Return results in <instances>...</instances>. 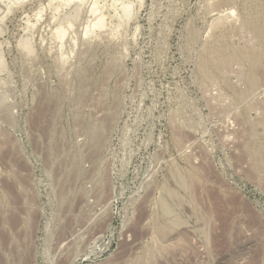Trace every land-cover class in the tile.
Returning a JSON list of instances; mask_svg holds the SVG:
<instances>
[{
	"label": "rangeland",
	"instance_id": "1",
	"mask_svg": "<svg viewBox=\"0 0 264 264\" xmlns=\"http://www.w3.org/2000/svg\"><path fill=\"white\" fill-rule=\"evenodd\" d=\"M3 9L0 264H264V0Z\"/></svg>",
	"mask_w": 264,
	"mask_h": 264
},
{
	"label": "bare ground",
	"instance_id": "2",
	"mask_svg": "<svg viewBox=\"0 0 264 264\" xmlns=\"http://www.w3.org/2000/svg\"><path fill=\"white\" fill-rule=\"evenodd\" d=\"M5 1V0H4ZM13 1H15V0H13ZM69 1H72V0H69ZM117 1V0H116ZM3 2V0H0V3H2ZM96 4V3H95ZM95 4L93 5V6H91V8H90V10H91V12H92V14H96L97 12H98V8L97 7H95ZM114 5H115V3H114ZM233 5V4H232ZM235 6V5H234ZM230 7V6H229ZM232 7V6H231ZM101 10V9H100ZM232 10H234V9H232ZM231 10V11H232ZM235 12V11H234ZM2 13H5V11H4V9L1 11V13H0V17H2L4 14H2ZM7 13V12H6ZM6 13H5V15H6ZM232 15V14H231ZM237 16V15H236ZM233 17V16H232ZM241 21V20H240ZM104 23V14H102V13H100V14H98L97 16H96V18H95V20L91 23V24H89V25H87V27H86V29H85V34H89V32L91 31V28H96L97 26L98 27H101L102 25H104L103 24ZM72 25V22L71 21H69V26L68 27H70ZM68 27L66 28L65 26H60V27H58L57 28V31H58V37L60 38V39H63L65 36H66V33H67V30H68ZM259 31H260V33L264 36V28H259ZM212 52V51H211ZM252 53L253 52H251V55H252ZM259 53V52H258ZM245 54H247V53H245ZM210 55V54H209ZM214 55V52H213V54H211V56H213ZM218 55H219V52H218ZM217 55V56H218ZM242 55V54H241ZM250 56V55H249ZM249 56H247V58L249 57ZM253 56V55H252ZM252 56H250V58H252ZM259 56H260V54H259ZM219 57H220V55H219ZM244 57V56H243ZM246 57V56H245ZM214 58H215V56H214ZM227 58V57H226ZM237 58V57H236ZM260 57H258V59H259ZM212 60H213V58H212ZM215 60V59H214ZM226 59H223V58H221V59H216L215 60V62L217 63V64H224ZM228 60V59H227ZM237 60V59H236ZM252 61H255V60H252ZM214 62V61H213ZM228 62H230V60H228ZM255 62H257V61H255ZM253 63V62H252ZM264 63V62H263ZM228 64H230V63H228ZM225 67V66H224ZM256 71H257V69H256ZM207 72V71H206ZM258 76H259V74H258ZM261 76V75H260ZM261 79V78H260ZM253 81H255L254 80V78H253ZM250 83V82H249ZM251 90V89H250ZM251 92V91H250ZM242 96V95H241ZM240 99H241V97H240ZM242 99H243V96H242ZM251 139V138H250ZM253 139V138H252ZM255 152V151H254ZM256 153V152H255ZM255 155V154H254ZM257 155V154H256ZM258 157V156H257ZM259 162H260V160H259Z\"/></svg>",
	"mask_w": 264,
	"mask_h": 264
}]
</instances>
